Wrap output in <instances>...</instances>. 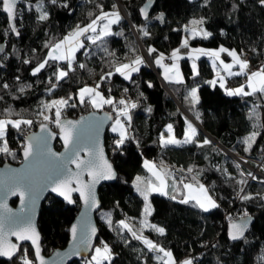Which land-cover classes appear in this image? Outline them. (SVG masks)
Segmentation results:
<instances>
[{"label": "trees", "instance_id": "trees-1", "mask_svg": "<svg viewBox=\"0 0 264 264\" xmlns=\"http://www.w3.org/2000/svg\"><path fill=\"white\" fill-rule=\"evenodd\" d=\"M146 1L57 0L56 4H52L50 0H45L49 17L40 21L34 7L37 0H24L17 8L15 20L19 36L9 31L7 15L0 7V44L5 45L0 66V119L33 122L31 125L22 124L19 129L9 125L4 139L11 154L0 152V164L19 163L24 138L40 123H47L42 114L44 105L49 101L71 97L69 105L75 104V107H63L62 118L78 117L93 111L94 107L87 99L85 103H80L77 92L84 85L99 81L103 95L114 101L100 110L109 112L112 122L118 115L116 105L121 95H128L131 104L137 105L131 108V121H126L130 138L118 150L114 143L119 138L118 134L108 127L104 137L105 151L117 172L113 182L99 188L100 207L95 213L98 228L96 244L104 241L113 252L112 261L105 264H162L156 257L163 256V253L148 251L141 240L135 239L130 231L118 224L120 220H125L140 234L141 221L145 219L163 227L165 233L161 235L145 227L143 236L170 250L177 261L191 256L194 257V264H260L258 257L264 254V199L245 201L240 197L244 194L264 197V168L261 167L264 165V94L228 96L219 84L213 87L207 82L213 77L214 70L205 56L198 59V75H193L189 58H180L183 81L167 83V91L160 80V71L157 73L151 68L143 52L155 63L160 53L165 56L174 49L186 54L193 46L209 49L223 46L235 49L244 58L247 55L253 66L264 65V5L259 0H199L196 3L151 0L149 18L145 19L140 9ZM65 4L68 6H63ZM113 5L122 17L118 24L112 25L114 35L96 44L82 37L84 47L76 51L72 60L74 70L68 69L65 60H49L44 69L36 75L32 74L33 69L48 58L54 43L62 40L77 25L89 24L101 10L113 11ZM119 5L123 6L128 18L124 17ZM161 13L164 14L163 22L156 19ZM201 18L204 23L196 27H203L212 35L206 39L195 36L186 48L183 47L186 28L193 27L192 22ZM143 26L147 27L150 35H142ZM149 47L156 49L151 56L148 54ZM137 56L143 57L145 63L139 66L138 72L132 73V79H125L116 72V67L131 63ZM220 57L231 60L226 52L220 53ZM80 64L85 67H79ZM60 69L68 71V76L57 81L54 74ZM108 72L112 73L111 77L101 80ZM226 79L235 88L244 85L248 91L246 74ZM5 83L8 88L3 87ZM192 88L198 89L200 97V103L195 106L191 102ZM254 108L256 116L251 115ZM197 112L199 119L196 118ZM189 117L204 131L198 129L196 140L202 142L208 138L212 143L163 146L160 140L168 125H172V134L178 140L184 139ZM253 131L259 132V135L250 151L245 152L243 140ZM2 146L3 141H0ZM55 147L59 150L61 144L56 142ZM223 147L246 160L249 167L240 165L237 168L233 157L227 156ZM145 160L153 161L176 181V191H172V185L169 186L168 196L158 192L149 195L152 211L147 217L146 201L135 186L137 177L152 178L144 166ZM256 167L260 174L253 175L256 177L253 179L247 173H252V168ZM173 168L178 169L180 175L173 174ZM190 168L192 171H188ZM241 172L245 175L241 176ZM241 179L247 183L238 184ZM186 182H202L219 207L204 212L194 206L195 201L180 203L184 198L183 185ZM171 195H175L176 199H170ZM73 201L71 204L63 203L51 195L43 201L38 229L44 254L67 245L68 228L80 209L79 198L76 196ZM11 203L14 205L15 201ZM245 212L253 216V224L245 238L231 240L226 232L227 225L232 219L244 216ZM21 249H27L29 258L34 257L29 244H23ZM20 254L11 261L1 259L0 264H21ZM90 257L74 260L70 264H89Z\"/></svg>", "mask_w": 264, "mask_h": 264}, {"label": "snow or ice", "instance_id": "snow-or-ice-1", "mask_svg": "<svg viewBox=\"0 0 264 264\" xmlns=\"http://www.w3.org/2000/svg\"><path fill=\"white\" fill-rule=\"evenodd\" d=\"M17 2L18 0H0V7L3 8V10L7 13L8 19L10 21L9 25V31L12 33H15V35L19 36L20 33L17 30L14 21L17 18ZM52 4H56L57 0H50ZM259 3L261 5H264V0H259ZM67 7L68 5H63ZM36 10L38 11V19L40 21H45L49 17V12L45 8V0H37V3L34 5ZM233 7H237V5H233ZM102 9V6H101ZM142 15L145 17V19L149 18L148 13V6H145L140 9ZM91 15V13H90ZM156 19L160 20L161 22L164 21V14L161 13L159 16L156 17ZM122 20V17L118 10H116V5H113V11L106 12L101 10L100 14L97 15L94 19L91 20V22L87 25L80 26L77 25V27L73 30L72 33H70L68 36L64 37L63 40L54 43L51 46V49L48 52V58L44 61L40 62L34 69L32 74L36 75L39 73L42 69L46 67L49 60H67L68 61V69H72V60L74 59L75 52L79 48H83L84 44L80 40V37H84L86 33H95V35H87V39L91 41L93 44H96L98 41L103 42V40L106 37L114 35L112 32V25L118 24ZM100 21H105L102 25H99ZM204 23L203 18L199 20H194L192 24L194 25L190 30L186 28V30L190 31V34L192 37L195 36H201L203 38H208L212 35L209 31L204 29L203 27H196L198 25H202ZM142 35L148 36L150 35V32L147 30L146 26L141 27ZM69 44V47L67 49L64 48L65 44ZM183 47L188 46V40L187 38L183 41ZM4 48L0 46V52H3ZM106 51V49H105ZM193 52L199 53L201 55H206L209 57H213V64H216V61H219V63L223 66V69L227 72V75L229 76H238L245 74L249 68V61L247 58H242L239 53L235 49L229 50L221 46L218 50H205V49H193ZM154 52H156V49L149 47L148 54L151 56ZM228 53L229 56L232 57V63H225L223 60L220 59V53ZM180 50L174 49L171 53L170 59L173 60V64L171 66L168 65H162V61L164 58V54L160 53L159 56L156 58L155 63L158 65H162L165 67V79L169 82L174 83H181L183 81V76L179 72L178 65L175 63L180 56H179ZM25 63H29V61H25ZM145 61L143 57L137 56L131 63L128 64H121L118 67H116V72L120 73L122 76H124L125 79H132V73L138 72L140 70V65L144 64ZM234 66L239 67L238 72H233L232 68ZM79 67L84 68L85 65L80 64ZM174 70L173 75H169L168 73ZM192 71L193 75H198V68L193 61L192 64ZM57 81L62 80L63 78L68 76V71L64 69L58 70L57 73L54 74ZM112 73L108 72L105 76H102L100 79L104 80L107 77H111ZM19 77H17V80ZM247 87L251 89V91H245V86L241 85L238 88H228L226 87V80L223 75H221L219 72H217V78L213 79L211 81H208L210 85L215 87L217 84H219V87L225 90L226 95L228 96H251L256 93L264 94V65L261 66L260 69L257 71L250 72L247 76ZM4 88H8V84H3ZM30 87V85H28ZM52 87H55V85H52ZM100 87L99 82L95 86H84L79 89V100L80 103L83 104L86 102V98L88 101H90L91 105L94 108H101L104 104H113L114 101L111 97H104V95L98 91ZM149 87H151V84L149 83ZM23 91V88L20 89ZM127 91V89H125ZM191 96V102L193 106L200 103V97L198 95V89L192 88L190 91ZM98 98V99H97ZM68 99L61 98L59 100H53L49 104L44 105V107L51 109L55 107V114H54V122L55 124L60 127L61 132L63 134L64 144L66 149L70 145H76L78 144L79 136L75 133L76 125L72 121L62 120V107H75V104L69 105ZM119 104L123 107L119 108L118 110V116L122 115L124 116L127 121H131V115L129 114V107L135 108L137 105L135 103H132L129 105L124 99L119 100ZM9 111V110H6ZM150 111V109H149ZM9 114H11L9 112ZM42 114V113H41ZM252 116H256L255 108L252 110L251 113ZM196 118L199 119L200 115L197 112ZM51 118L47 115L44 116V120H50ZM33 122L31 120H11V119H0V141H3V146L0 147V152L4 153H10V150L7 146V141L4 139L7 129L9 125L13 128L19 129L22 124L25 125H31ZM42 129H46L47 125H41ZM99 125H93L89 126L88 133L89 136H92L96 131H98ZM168 132H172V125H168ZM113 132H119V139L116 140L115 146L118 150L121 145L125 143L126 140H128L130 137L127 134V127L126 125L120 120L117 119L115 124L112 126ZM259 135V132L253 131L248 136H246L243 140V143L246 145L244 151L248 152L252 148V145L256 142V137ZM198 136V130L197 128L189 121L187 129L184 134L183 140H178L174 135H167L164 136L162 134L160 143L163 146L168 145H178V144H188V143H197L198 146L202 145H210L212 143L211 140L208 138H205L202 142H199L196 140V137ZM28 142L23 148V155L25 160H29L30 158H39L41 156L47 155L48 153L51 154V156H55V153H51V150L47 148V137H36L32 136L27 138ZM46 150V151H45ZM79 147H75L73 150V155L77 158L79 157ZM11 154V153H10ZM14 155V154H13ZM67 162L75 163L77 169H79L78 172L75 174H66L65 171V164H57L54 161H51L47 168L44 170H38V169H31L26 170L22 175H19L15 178H13V181L15 184H24L25 187L28 188L29 191L35 192V189L37 187H42L44 189L51 188L53 192H57L59 195L63 196L65 200H67L68 203H73L71 193L72 192H79L80 196L84 199L85 204L89 205L92 208H95L97 206V200L95 195V185L100 180H111L116 178V173L112 168V165L107 161V159L103 156V151H99V158H93L88 161H83L79 159H71V157L67 158ZM147 166V162H146ZM154 167V166H153ZM236 167L239 168L240 165L237 163ZM262 168H264V165H261ZM151 170V169H150ZM87 172L88 176L91 178L89 182H85L81 179V175L83 172ZM188 171H192V169H188ZM154 175L157 176V179L159 180V186H154L150 182L147 184H144L140 177H137V185L136 190L144 197V200L147 202L149 195L152 192H158L161 195L168 196L169 192L166 190L168 185L166 180L159 174L154 173ZM245 174L241 172V176H244ZM248 176H251L253 179H256V177L252 176V173H247ZM229 178H231V174H228ZM75 179L77 186L72 187V181ZM195 179V177H194ZM182 183V181H181ZM238 184H246L247 181L244 179H241L237 181ZM143 184V186H142ZM183 187L185 189L191 190L193 185L191 184H184ZM12 190L11 188L9 189ZM172 191H176V182L174 181L172 185ZM199 191L202 193V196H192V195H186L183 199L180 200V203L188 204L191 201H195L196 207H199L204 212H209L212 209H215L219 207V205L216 203V200L213 199V196L210 194L209 190L205 188L203 184L199 185ZM240 192H244V189L241 188ZM23 195V193H21ZM170 199L175 200L176 196L171 195L169 197ZM242 200L249 201L254 198H260L264 199V197H261L259 194H256V197H254L251 194H244L240 197ZM33 204L35 202V197L33 196L32 200ZM6 207V205L4 206ZM151 206L150 204H146L145 206V216L151 215ZM110 216V214H109ZM9 226V232L11 235L16 236L17 240L19 241H31V244L34 246V257L29 258V254L27 249H21V246L12 243L8 240H6L3 236V230L5 228V225ZM109 224H112L111 219H109ZM118 224L123 229H127L132 233V236L135 239L141 240L142 243L145 245L148 251H154L158 253H163V256H157L156 259L162 261V264H194V257H186L182 261H177L174 259L173 254L170 250H166L165 248L159 246L157 243L152 241L151 239L143 236V229L145 227L151 228L154 231L158 232L159 234L163 235L165 233V229L163 227H159L155 224L149 223L146 219L141 221V229L140 234H138L135 230L132 229V227L125 221L120 220ZM249 227V218L248 214L245 212L244 217L242 218L241 222H233L231 225V232H230V238L232 240H241L245 238V232ZM73 239H76L77 235V225L73 224L71 229ZM96 229L93 227L90 229V235L88 239H82L81 243L88 244L90 243V236L95 234ZM40 240V234L36 230L35 224L32 223L31 217H27L25 219L16 218L15 220L0 216V257H7L9 260H13L17 257L18 253H21L19 255V260L21 261V264H46L45 258L41 255V245L39 243ZM113 257L112 249L109 247L108 244H104L103 247H96L95 248V255L92 257V260L89 262V264H105V262H111ZM258 260L260 261V264H264V254H261L258 257Z\"/></svg>", "mask_w": 264, "mask_h": 264}, {"label": "water", "instance_id": "water-1", "mask_svg": "<svg viewBox=\"0 0 264 264\" xmlns=\"http://www.w3.org/2000/svg\"><path fill=\"white\" fill-rule=\"evenodd\" d=\"M24 0H18L17 2V8L18 6L23 2ZM191 3H196L199 0H187ZM151 0H147L143 6H148V13L150 11ZM120 6V5H119ZM124 17L128 18L123 6H120ZM2 11L5 12L2 8ZM141 13V11H140ZM7 15V13L5 12ZM141 16L142 13H141ZM144 17V16H143ZM8 18V16H7ZM145 18V17H144ZM8 23L10 25V21L8 19ZM15 26L16 22L14 21ZM5 50V45L0 44ZM3 52H0V66L2 64V55ZM151 68L152 64L149 63ZM164 86H167L166 83H163ZM62 120L72 121L75 123V133L80 137L78 140V144L76 145H70L67 149L64 144L63 134L61 132L60 127L56 126L54 129L50 124L48 123H40L39 126L29 132V134L24 138V145L20 151L21 160L17 164H13L11 162H4L0 164V216H4L10 219L15 220L16 218L25 219L27 217H31L32 223L35 224L36 230L40 234V240L39 243L41 245V233L38 229V217L40 213V207L43 203V201L46 199V196L51 195L59 198L63 203H68L67 200L61 195H59L57 192H53L51 188L44 189L42 187H37L35 189V192H31L28 190L27 187H25L24 184H15L13 181V178L22 175L26 170L31 169H38V170H44L48 167L49 163L51 161L56 162L57 164H65L66 168V174H75L79 171L77 169L75 163L67 162V158L71 157V159H79L83 161H88L90 159L99 158V151H103V156L107 161L112 165L113 170L115 171V168L113 166V163L110 161L107 151H105V134L106 130L109 127V125L112 122V118L109 112L106 111H100V110H93L89 111L87 113H84L83 115H80L78 117H64ZM41 125H47L46 129H42ZM93 125H99L98 131H96L92 136H89L88 129L89 126ZM198 125V124H196ZM198 128L203 131L200 125H198ZM204 132V131H203ZM36 136V137H47V148L51 150V153H55V156H51L50 153L47 155L41 156L39 158H30L29 160H25L23 155V148L28 142L29 137ZM56 142H59L61 144V149H56L55 145ZM79 147V157L77 158L74 156L73 150L75 147ZM224 152L227 154V156L233 157L230 155V151L222 148ZM46 151V150H45ZM116 177H117V172ZM81 179L85 182L90 181V177L88 176L87 172H83L81 175ZM116 179V178H115ZM115 179L111 180H100L95 185V195L97 200V206L95 208L90 207L89 205L85 204L84 199L80 196L79 192H72L71 197L72 200L77 196L80 201V209L77 212L76 216L74 217V220L69 226V238L67 245L60 248H56L53 251H51L50 254L46 255L42 252V245H41V255L45 258L46 264H70L74 260L78 259H85L88 258L89 255L93 252V248L96 244L97 237H98V228L96 225V217L95 213L99 209L100 205V195H99V188L104 185L108 184L109 182H113ZM72 187H76V181L73 179ZM12 189L11 191L9 189ZM23 193V195L21 194ZM33 196L35 197V202L33 204ZM11 201H16L15 205L11 203ZM6 205V207H4ZM244 216H241V218L232 219L229 221L227 225L226 232L228 233V236L230 238V232H231V225L233 222H241L242 218ZM249 218V227L245 232V235L248 233V230L250 229L251 225L253 224V216H248ZM77 225V235L76 239H73L72 233L70 231L72 225ZM95 228V234L90 236V243L83 244L81 243L82 239H88L90 235V229ZM3 236L6 240L16 243L20 246L23 244H29L33 250L34 253V246L31 244V241H19L17 240L16 236H13L9 232V226L6 224L5 228L3 230ZM231 239V238H230ZM232 240V239H231ZM239 241V240H235ZM18 256V254H17ZM1 259L11 261L7 257H0ZM38 264V262H37Z\"/></svg>", "mask_w": 264, "mask_h": 264}, {"label": "rangeland", "instance_id": "rangeland-1", "mask_svg": "<svg viewBox=\"0 0 264 264\" xmlns=\"http://www.w3.org/2000/svg\"><path fill=\"white\" fill-rule=\"evenodd\" d=\"M120 10H121V8H120ZM122 11V10H121ZM103 23H105V21H100L99 22V25H98V27L100 26V25H102ZM80 26H84V25H80ZM192 28V27H191ZM191 28H189V30L191 29ZM75 29V28H74ZM74 29H72L70 32H68V34L66 35V36H68L70 33H72L73 32V30ZM189 30H187L186 32H185V34H184V40L187 38V40H188V43H189V41H190V38L192 37L191 36V34H190V31ZM87 35H95V33H91V32H89V33H86L85 34V37H87ZM66 36H64V37H66ZM198 37H200V36H198ZM63 40V39H62ZM80 40L82 41V37H80ZM183 40V41H184ZM61 41V40H60ZM59 42V41H58ZM83 42V41H82ZM183 44V43H182ZM69 47V44H65L64 45V48L62 49V51L64 50V49H67ZM51 49V48H50ZM49 49V50H50ZM193 49H205V50H215L214 48H212V49H209V48H206V47H200V46H193V47H191L190 48V51L188 52V53H186V54H183L181 51H180V53H179V56H180V58H182V57H186V58H189V60H190V64H191V68H192V64H193V61H195V63H196V65L198 64V59H200L201 58V56H205L206 58H208L209 59V62H210V65H211V68H213V70H214V75H213V77L210 79V81L211 80H213V79H216L217 78V72H219L221 75H223L224 76V78H225V80H227L226 78H227V76H229V75H227V72L223 69V66L219 63V61H216V64L214 65L213 64V57H209V56H206V55H201V54H199V53H196V52H193L192 50ZM173 52V50L170 52V53H168V55H165L164 57H166V56H168V57H170L171 56V53ZM144 54H143V56H144V59L145 60H147L148 61V63H151L152 64V67H154L153 68V70L155 71L157 68H156V63H152V61L149 59V57H148V55H147V53L144 51L143 52ZM75 54H76V52H75ZM75 56V55H74ZM241 57L242 58H244L242 55H241ZM220 59L221 60H223L225 63H232V57L230 58L231 60H228V59H226V58H222V57H220ZM65 61H67V60H65ZM165 61V59L163 58V61H162V63ZM68 62V61H67ZM125 64H128V63H125ZM261 66L262 65H260V64H258L257 66H254L255 68H254V70L253 71H257L258 69H260L261 68ZM156 68V69H155ZM232 71L233 72H238L239 71V67H237V66H234L233 68H232ZM252 71V72H253ZM223 73V74H222ZM249 74V73H248ZM248 74H246V78H247V76H248ZM160 80H161V82L162 83H166V85H167V81H165V79H164V75L163 74H160ZM99 82V81H98ZM98 82H93V84H90V85H87V86H90V87H92V86H95ZM247 83H248V81H246V86H247ZM100 85H101V83H99ZM84 86H86V85H84ZM83 86V87H84ZM166 87V86H165ZM166 89H167V91H168V88L166 87ZM247 90L248 91H251V89L250 88H248L247 87ZM98 91H100L102 94H103V90H101L100 89V87H99V89H98ZM245 91H246V89H245ZM77 97H78V99H79V91L77 92ZM104 97H106V98H108L107 96H104ZM121 99H123V96L121 95V97H120ZM61 99V98H60ZM64 99H66V98H64ZM87 99V98H86ZM98 99V98H97ZM113 99V98H112ZM54 100H59V99H54ZM51 101H53V100H51ZM51 101H49L47 104H49ZM89 103H90V101H88ZM91 104V103H90ZM128 104L129 105H131V102H128ZM104 105H106V104H104ZM104 105H103V107H101V108H94L95 110H102L103 108H104ZM121 107H123L122 105H120L119 104V101H118V103H117V105H116V109H118L119 110V108H121ZM63 108V107H62ZM44 111H43V114H42V117H43V120H44V116L45 115H47V116H49L51 119L50 120H47L46 122L48 123V124H50L53 128L55 127V122H54V114H55V107H53V108H51V109H48V108H46V107H44ZM63 109H61V111H62ZM128 111H129V114L131 113V107H129V109H128ZM132 118V117H131ZM7 119V118H6ZM117 119H120L125 125L127 124L126 123V121H127V119L124 117V116H122V115H116V118L113 120V122L111 123V125L109 126V129L112 131V126L115 124V122H116V120ZM189 121L197 128V130H198V125H196L197 123H196V121L193 119V118H191V117H189ZM126 127H127V125H126ZM113 132V131H112ZM115 134H118L119 135V132H114ZM171 134V133H170ZM169 133H165V134H163L164 136H167V135H170ZM231 156H233V159H234V161H235V163L237 164H239V165H245V166H248V164H247V162H246V160H244L243 158H241L240 156L238 157V156H236V155H234L233 153H231ZM146 162H147V166H146ZM258 165H260V163H258ZM144 166L146 167V169H147V171H149V173H150V175L152 176V178L151 179H146V178H144L143 176H141L140 178H141V180H142V182L144 183V184H147V183H151L152 185H154V186H159V180L157 179V176L156 175H154V173H157V174H159V175H161L165 180H166V182H167V185H168V187L169 186H171V185H173V183H174V181H175V179H173V178H171L170 176H168L166 173H165V170H163V168H161V167H159L158 165H156L153 161H150V160H145L144 161ZM154 166V167H153ZM249 167V166H248ZM151 169V170H150ZM260 174V170L256 167V168H252V176L253 175H255V176H257V175H259ZM144 179L146 180V181H144ZM136 181V183H135V186L137 185V180H135ZM176 182V181H175ZM185 184H189L188 182H186ZM190 184H192L193 185V187H192V189L191 190H189V189H183L185 192H184V196H186V195H192V196H202V193H200V191H199V188H194L195 187V185H194V183H190ZM142 186H143V184H142ZM167 187V188H168ZM167 190V189H166ZM168 191V190H167ZM145 204H149V202L147 201ZM105 244V242L104 241H101L99 244H96L95 246H94V248H93V252L90 254L91 255V257L89 258V260H88V262L89 261H91L92 260V257L95 255V248L96 247H103V245ZM185 258H183V259H181L180 261H182V260H184Z\"/></svg>", "mask_w": 264, "mask_h": 264}, {"label": "crops", "instance_id": "crops-1", "mask_svg": "<svg viewBox=\"0 0 264 264\" xmlns=\"http://www.w3.org/2000/svg\"><path fill=\"white\" fill-rule=\"evenodd\" d=\"M191 38H193V37H191ZM190 38V39H191ZM215 50H218V49H215ZM171 57V56H170ZM170 57H168V56H166V57H164V59H165V61L162 63V65H168V66H171L172 64H173V60L172 59H170ZM179 62H180V58L177 60V61H175V63L178 65V68H179V72H180V74L182 75V73H181V70H180V67H179ZM162 65H158V64H156V70L155 71H157V73H159V71H160V74H163L164 75V79H165V67H163ZM170 76L171 75H173L174 74V70L173 71H171V72H169L168 73ZM228 77V76H227ZM165 81H167V83H170L168 80H166L165 79ZM246 84V83H245ZM238 87H240V86H237L236 88H238ZM186 125L188 126V122L186 123ZM187 126H186V129H187ZM199 129V128H198ZM165 133H169L168 132V128L166 129V132ZM164 133V134H165ZM170 134V133H169ZM170 135H173L172 134V132H171V134ZM190 184V183H189ZM200 184H203L202 182H200V183H196V184H194L195 185V189L196 188H199V185ZM192 185V184H191ZM204 185V184H203ZM205 186V185H204ZM206 188V187H205Z\"/></svg>", "mask_w": 264, "mask_h": 264}, {"label": "built area", "instance_id": "built-area-1", "mask_svg": "<svg viewBox=\"0 0 264 264\" xmlns=\"http://www.w3.org/2000/svg\"><path fill=\"white\" fill-rule=\"evenodd\" d=\"M247 58H248V56L247 55H245ZM254 66L252 65V64H250L249 63V68H248V70H247V72L245 73V74H248V73H250V72H252L253 70H254ZM223 74V73H222ZM226 87H228V88H235L232 84H230L228 81H226ZM123 99L128 103V102H130V100H131V98L128 96V95H126V96H123ZM126 125H128V122H127V124ZM127 134H129V128H128V126H127ZM119 138H117V140H118ZM173 174H175V175H180V171L178 170V169H176V168H173Z\"/></svg>", "mask_w": 264, "mask_h": 264}, {"label": "bare ground", "instance_id": "bare-ground-1", "mask_svg": "<svg viewBox=\"0 0 264 264\" xmlns=\"http://www.w3.org/2000/svg\"><path fill=\"white\" fill-rule=\"evenodd\" d=\"M230 153V155H231V152H229Z\"/></svg>", "mask_w": 264, "mask_h": 264}, {"label": "flooded vegetation", "instance_id": "flooded-vegetation-1", "mask_svg": "<svg viewBox=\"0 0 264 264\" xmlns=\"http://www.w3.org/2000/svg\"><path fill=\"white\" fill-rule=\"evenodd\" d=\"M15 203H16V201H15ZM15 205V204H14Z\"/></svg>", "mask_w": 264, "mask_h": 264}]
</instances>
